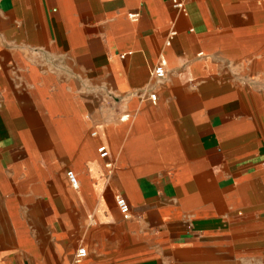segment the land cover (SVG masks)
I'll list each match as a JSON object with an SVG mask.
<instances>
[{"label":"crops","instance_id":"0c3cea01","mask_svg":"<svg viewBox=\"0 0 264 264\" xmlns=\"http://www.w3.org/2000/svg\"><path fill=\"white\" fill-rule=\"evenodd\" d=\"M174 1L0 0V264H264V0Z\"/></svg>","mask_w":264,"mask_h":264},{"label":"built area","instance_id":"2783aa9c","mask_svg":"<svg viewBox=\"0 0 264 264\" xmlns=\"http://www.w3.org/2000/svg\"><path fill=\"white\" fill-rule=\"evenodd\" d=\"M174 3L178 7L182 6V3H180L176 0L174 1ZM165 64H166V61L164 59H160L158 61V63L154 67H152V69L150 70V74L157 79H162L164 76V72H165V70H164ZM0 70H1V66H0ZM149 98L152 102H154L156 95L150 94ZM121 118H124V116ZM97 151L101 157H104L107 155V151H106L104 146L98 147ZM66 177H67L68 183L70 184V186L72 188L78 187L77 177L72 170L66 171ZM115 202H116V206H117L118 210L120 211L122 217L124 219H128L130 217V207H129L127 200L122 195H116L115 196ZM84 255H85V249L80 248L77 252V255H76L77 260L82 258Z\"/></svg>","mask_w":264,"mask_h":264}]
</instances>
